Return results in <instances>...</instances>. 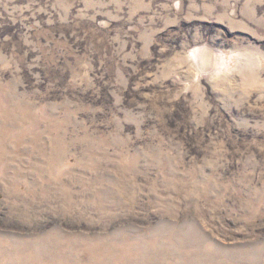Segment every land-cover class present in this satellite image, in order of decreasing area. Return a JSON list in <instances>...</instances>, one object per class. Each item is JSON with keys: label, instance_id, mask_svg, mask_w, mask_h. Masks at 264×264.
<instances>
[{"label": "rangeland", "instance_id": "obj_1", "mask_svg": "<svg viewBox=\"0 0 264 264\" xmlns=\"http://www.w3.org/2000/svg\"><path fill=\"white\" fill-rule=\"evenodd\" d=\"M0 264H264V0H0Z\"/></svg>", "mask_w": 264, "mask_h": 264}]
</instances>
